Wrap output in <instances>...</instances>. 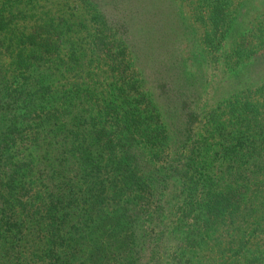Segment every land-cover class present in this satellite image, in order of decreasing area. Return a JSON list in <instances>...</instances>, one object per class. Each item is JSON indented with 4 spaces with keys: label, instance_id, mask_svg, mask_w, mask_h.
<instances>
[{
    "label": "trees",
    "instance_id": "16d2710c",
    "mask_svg": "<svg viewBox=\"0 0 264 264\" xmlns=\"http://www.w3.org/2000/svg\"><path fill=\"white\" fill-rule=\"evenodd\" d=\"M133 1L52 0L36 16L0 0V264H264V98L196 108L173 50L189 39L206 65L264 80V11L248 17L264 2L171 0L182 33L155 53L170 38L156 0ZM91 56L98 95L67 77ZM241 84L242 98L264 88Z\"/></svg>",
    "mask_w": 264,
    "mask_h": 264
},
{
    "label": "rangeland",
    "instance_id": "374dc122",
    "mask_svg": "<svg viewBox=\"0 0 264 264\" xmlns=\"http://www.w3.org/2000/svg\"><path fill=\"white\" fill-rule=\"evenodd\" d=\"M31 2V6L33 5L32 10L35 11L36 16H38L39 13L42 15L44 13H47V15H54V7L51 6L52 0H29ZM150 1V0H148ZM147 0H137L133 1V8L139 9V6L145 2V5H147ZM182 1V0H181ZM237 0H231L229 9H232L235 5ZM155 3H149L148 8L153 10L152 18L156 19L157 17H161V20L159 22V25L162 27V30L166 33H169V40L167 41H155L152 44L148 45L150 50H153L156 52L163 51L165 48H170L172 46L173 41L175 38H179L180 34L182 33V23L180 19V13H178L175 3L171 2V0H156ZM261 2H264V0H254L252 4L257 5ZM158 4L162 6H158ZM27 11V10H26ZM107 13L105 14V17L107 21H109V16L112 17H120L122 16V13H114L110 11L108 14V10H105ZM264 11V8L261 11L258 12H251L248 17H252L255 14H260ZM31 11H27L30 13ZM139 10L136 12L137 18ZM128 19V18H127ZM137 20V19H136ZM240 20V18H239ZM136 23V22H135ZM243 21L240 20L239 25L242 26ZM254 23V22H253ZM127 29H129V25L127 26ZM134 29H139V26H135ZM173 36V37H172ZM248 38L245 40L246 45H252L251 41L248 42ZM173 39V40H172ZM189 39L181 40L175 44V48L173 47V50L176 49L177 56L181 58L182 63L185 66V69H191L195 72L196 77L198 79L197 85L199 90V99L196 101L195 107L199 108L202 105H210L213 101H216L220 98H227L228 94L229 96L232 94L238 95L241 101L244 102H250L251 100H262L261 98H264V88L259 93H253L249 95L248 98H242L240 94L242 84L241 83H251V89L254 87L259 86L261 83H264V80H257L255 77L248 75V70L246 68V64L244 61V65L240 66V68H234V69H226L225 67H221L220 63H217L216 65L213 64L212 66L206 65L205 61L200 60L199 55V47H197L195 44H193L191 41H188ZM157 43V44H156ZM162 46V47H161ZM65 51H67L65 48H62L61 53L59 56H63L64 60L66 58V54H63ZM187 52L189 54V58L185 57L184 52ZM86 54H88L87 51H85ZM184 56V57H183ZM192 56H196L195 59L192 58ZM92 57V56H91ZM141 50L138 51L136 59L134 58V62L141 58ZM87 59V58H86ZM1 62L4 60L0 59ZM82 64V63H81ZM3 65L5 63L3 62ZM82 68L80 69V74L77 69H73L70 74L67 76L69 79V82H78L81 81L79 77L83 76L86 80L85 83L89 85V83H94L95 93L98 95L101 91H103L107 86L105 85V82H108V78L106 73H104V65L102 63H98L93 57L92 60L89 62L88 66H86L85 63L82 64ZM60 67V66H59ZM56 72V71H55ZM57 74V73H56ZM59 75V74H58ZM243 84V85H245ZM104 85V86H103ZM247 87V86H245ZM252 91V90H251ZM223 98V99H225ZM201 119V116H199ZM75 170V169H74ZM214 170V168H213ZM215 176L218 175L216 170H214ZM154 188L156 189V184H153ZM172 189H170L167 193H165L164 197L162 198V202L165 203L166 206H169L173 202L172 198Z\"/></svg>",
    "mask_w": 264,
    "mask_h": 264
}]
</instances>
